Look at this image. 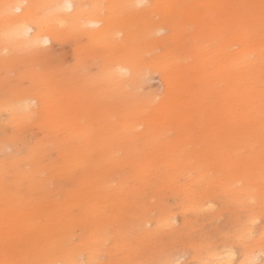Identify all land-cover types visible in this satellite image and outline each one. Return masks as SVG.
Listing matches in <instances>:
<instances>
[{"label":"rangeland","instance_id":"1","mask_svg":"<svg viewBox=\"0 0 264 264\" xmlns=\"http://www.w3.org/2000/svg\"><path fill=\"white\" fill-rule=\"evenodd\" d=\"M21 1L0 0V264L264 250V0H27L48 44L12 38Z\"/></svg>","mask_w":264,"mask_h":264},{"label":"bare ground","instance_id":"2","mask_svg":"<svg viewBox=\"0 0 264 264\" xmlns=\"http://www.w3.org/2000/svg\"><path fill=\"white\" fill-rule=\"evenodd\" d=\"M134 1H135L136 5L143 2V0H134ZM24 2H27V0H22L21 2H18L17 4L15 3L11 7L12 11H14L15 13H18L19 16H21V18H19L18 20H15V19L11 18L12 19L11 23H13L14 26H15V29L13 28V30L11 32L12 38L15 41L23 40L24 38L25 39L27 38L31 42L40 41V42L47 43V44L51 43L52 35H51V31H50V26H46V28L41 33H39V31H36L35 27L32 24H30L28 21H26V18L23 15V12H24L23 11L24 10L23 3ZM58 10H59V12L66 11V12L72 13L75 16L78 15V13H77V4H76V2L74 0H63V2H61V4H60ZM53 21H54V23H57L59 20L57 18V19H54ZM100 21L101 20L98 19L97 21H94V22L90 21L89 23H94V24L98 25L100 23ZM164 27L165 26H164L163 23L162 24H158L157 23V24H155L153 26L151 32L153 33V35L159 36L161 33L165 32L166 29ZM165 37H167V35H165L163 38H165ZM120 70L125 71V72H131L128 68H125L124 66L120 67ZM33 100L34 99L27 100L26 103H25V107L29 108V106L32 104L31 102ZM213 209H214V204L211 201H209L205 205L200 206L198 208V211H201V210H203V211H205V210L206 211H212ZM79 250H77V251H79ZM96 252L97 251H95V254H96ZM223 254H224V257L226 258V261H227L226 264H233L232 262H235V260L237 258V251L234 250L233 248L227 249ZM263 255H264V250L260 251V253L258 255H254L253 257H255L257 260H261ZM71 258L72 257H70V260H71ZM93 258L95 259V256ZM72 259H74V258H72ZM75 259H77V258L75 257ZM179 260H180V257H179ZM76 261L75 262L73 261V262L77 263ZM58 262L63 264L62 261H58ZM172 262H170V263H172ZM175 262L176 261H174L173 263L175 264ZM74 263H71V264H74ZM78 263H80V262H78Z\"/></svg>","mask_w":264,"mask_h":264},{"label":"snow or ice","instance_id":"3","mask_svg":"<svg viewBox=\"0 0 264 264\" xmlns=\"http://www.w3.org/2000/svg\"><path fill=\"white\" fill-rule=\"evenodd\" d=\"M175 264H180V262L176 261ZM244 264H264V260H257L255 257H251L245 260Z\"/></svg>","mask_w":264,"mask_h":264}]
</instances>
